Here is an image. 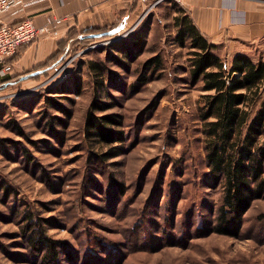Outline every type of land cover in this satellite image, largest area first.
<instances>
[{
	"label": "rangeland",
	"instance_id": "374dc122",
	"mask_svg": "<svg viewBox=\"0 0 264 264\" xmlns=\"http://www.w3.org/2000/svg\"><path fill=\"white\" fill-rule=\"evenodd\" d=\"M141 1L137 17L116 36L79 46L44 74L0 88V264H46L28 246L27 231L39 226L60 241L57 264H264V198L252 202L239 237L207 233L223 192L209 184L203 91L189 76V48L176 41L178 2ZM141 27L146 45L135 60H107L110 45ZM156 53L165 68L148 70L141 83L142 65ZM91 59L106 60L116 74L107 91L95 88ZM76 75L81 93L63 92ZM96 94L111 104L98 114H118L125 136L112 147L120 154L104 161L96 154L110 147L84 132ZM29 214L40 225L27 222Z\"/></svg>",
	"mask_w": 264,
	"mask_h": 264
},
{
	"label": "trees",
	"instance_id": "16d2710c",
	"mask_svg": "<svg viewBox=\"0 0 264 264\" xmlns=\"http://www.w3.org/2000/svg\"><path fill=\"white\" fill-rule=\"evenodd\" d=\"M175 5L179 12L173 17L177 28L176 41L189 48V76L194 83H201L203 91L199 116L202 121L205 159L209 168V184L221 187L223 192L221 203L216 212H212L213 218L207 224V233L239 237L245 214L252 202L264 198V99L261 100L264 90V61L243 52L236 53L229 61L226 60L218 53V45L197 28L189 13L178 3ZM126 26L125 18L115 27L90 28L80 33L71 31L60 42L58 51L44 65L20 75H6L4 80H0V88L34 78L40 73L44 74L59 65L72 52H76L77 47L92 44L100 38L116 36L127 29ZM117 41L120 44L108 47L106 58L117 65H124L127 60L133 61L142 53L146 45V31L144 27L134 29L133 33L118 38ZM18 51L5 61L12 67ZM106 63L102 59L87 61L95 88L99 91H107L109 83H114L117 78ZM164 68L162 55L156 53L144 61L143 72H140L138 80L146 83L149 80L146 75L148 70L158 71ZM73 79L72 87L62 84L60 89L66 90V93H81L80 77L76 75ZM46 99L56 104L66 115L69 114L68 109L56 98L47 96ZM259 101L260 106L253 114L254 106ZM110 107V103L98 98L96 94L87 110L84 123L86 139L110 147L109 151L96 154L102 161L120 154L121 151H113L112 147L125 140L123 131L117 127L121 125L118 114H98ZM55 119L58 124H64L62 117L55 116ZM49 124L55 134L60 132L54 128L53 123ZM6 189L8 190V186ZM26 220L40 225L32 214ZM34 229L27 231L28 246L40 252L42 262L59 263L60 241L48 237L40 226Z\"/></svg>",
	"mask_w": 264,
	"mask_h": 264
},
{
	"label": "crops",
	"instance_id": "0c3cea01",
	"mask_svg": "<svg viewBox=\"0 0 264 264\" xmlns=\"http://www.w3.org/2000/svg\"><path fill=\"white\" fill-rule=\"evenodd\" d=\"M156 1V0H155ZM160 1V0H157ZM186 10L197 28L218 45V53L228 61L239 52L264 61V0H175ZM141 0H44L32 5H16L1 19L16 23L32 18L44 25L48 16L61 17L57 33L20 47L13 75L44 65L59 49L71 31L118 26L139 13Z\"/></svg>",
	"mask_w": 264,
	"mask_h": 264
},
{
	"label": "built area",
	"instance_id": "2783aa9c",
	"mask_svg": "<svg viewBox=\"0 0 264 264\" xmlns=\"http://www.w3.org/2000/svg\"><path fill=\"white\" fill-rule=\"evenodd\" d=\"M44 0H0V79L12 71V65L5 61L15 55L24 44L39 40L44 35L56 34L63 19L48 16L44 25H37L30 17L11 23L1 19L2 14L16 5H32Z\"/></svg>",
	"mask_w": 264,
	"mask_h": 264
}]
</instances>
